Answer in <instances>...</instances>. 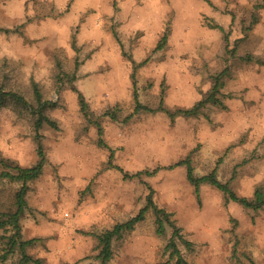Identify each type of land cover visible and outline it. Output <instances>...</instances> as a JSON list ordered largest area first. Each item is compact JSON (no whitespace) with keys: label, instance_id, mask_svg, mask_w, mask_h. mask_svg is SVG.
<instances>
[{"label":"rangeland","instance_id":"obj_1","mask_svg":"<svg viewBox=\"0 0 264 264\" xmlns=\"http://www.w3.org/2000/svg\"><path fill=\"white\" fill-rule=\"evenodd\" d=\"M263 3L116 0L113 6V0H0V27L17 31L0 32V59L9 63L26 94L30 80L37 82L55 103L46 113L58 124L41 129L46 163L26 196L22 233L40 238L29 254L45 264H96L97 241L89 233L136 214L145 203L146 182L155 203L173 213L193 242L192 251L178 243L190 264H264V210L225 203L210 184L200 186L199 203L184 166L139 179L108 165L110 149L111 162L127 173L190 155L195 174L216 167L217 178L229 181L238 195L250 197L264 183V66L256 62L264 59ZM214 24L228 34V43ZM165 30L166 43L155 50ZM57 59L65 73H74V81L62 75L63 84H56ZM225 67L219 95L225 108L207 104L196 116L174 118L140 110L124 120L133 110L134 80L142 104L156 108L162 97L172 111L200 100L211 87V75ZM72 86L101 125L104 145L97 143V127L85 120ZM111 109L115 118L103 115ZM1 156L21 166L36 160L28 119L9 108L0 110ZM17 187L0 182V203ZM153 220L149 210L114 242L109 264H174L164 250L171 228L166 225L165 236H159ZM16 258L6 263L15 264Z\"/></svg>","mask_w":264,"mask_h":264},{"label":"trees","instance_id":"obj_2","mask_svg":"<svg viewBox=\"0 0 264 264\" xmlns=\"http://www.w3.org/2000/svg\"><path fill=\"white\" fill-rule=\"evenodd\" d=\"M116 5V0H113V6ZM261 6H264V3ZM253 22L255 15L252 14ZM251 22V23H253ZM217 27L224 33V40L228 43V34L219 25H212ZM10 33L17 32L16 29H10L7 27H0V32ZM167 30H165L160 37L155 50L162 48L167 40ZM74 46V42L72 43ZM232 51V50H231ZM233 52V51H232ZM244 59L251 60L252 55H245ZM144 62V61H143ZM140 62L139 64H142ZM256 62L264 66V59H256ZM78 60L75 59V70L78 67ZM56 84L61 86L63 84L62 75L68 77L70 82L74 81L75 75H68L63 71L61 63L56 60ZM227 68H223L221 71L211 75V87L208 92L195 104L188 108H176L174 110H168L162 105V97L159 100V104L156 108L149 107L140 102L135 86V80L133 81L132 99L133 110L131 113L124 117V120H128L134 113L145 110L149 112L163 111L170 118L176 116H196L200 114L203 107L207 104L225 108L223 100L219 97L221 95V88L223 86V79L226 76ZM13 69L9 66V63L0 59V110L2 108H9L19 115H24L29 121V130L32 141L34 143L36 160L34 163L28 166H21L15 160L8 157H0V182L8 181L18 183V187L10 194L7 200L0 203V263L7 264V260L16 255L15 264H45L44 259L41 257H35L28 253V248L33 247L40 238L30 237L26 238L22 233L21 219L24 217L26 210L28 209L27 192L29 190V183L37 179L43 172L44 165L46 163V155L43 146V134L41 132L42 127L47 124L50 127L57 129L58 124L56 120L51 118L46 110L49 107L54 106V102L43 94L38 84L33 79L30 80V95L26 94L21 87L13 80ZM134 78V73H132ZM72 89L76 92L78 98V104L81 112L87 123L94 124L97 127L98 141L100 145H104L102 139V128L97 120L91 119V111L88 104L82 95V93L74 86ZM162 94V92H161ZM114 109L106 110L103 115L110 118H115ZM112 150L109 151L108 165L112 168H116L123 173L124 177H136L141 178L142 174L151 175L161 168L172 169L177 166H184L186 169V179L193 186L194 195L197 201L200 203L199 188L202 184H210L220 190L224 195L225 203L228 201H235L244 208H250L254 212L264 210V183L258 184L253 188L252 195L250 197L238 195L230 186L229 181H221L217 178L216 167L205 174L197 175L194 172L192 165V159L190 155L174 161L166 166H157L152 170L137 171L134 173H127L122 168L114 165L111 162ZM220 161L218 159L217 163ZM233 175L231 176V179ZM148 189V193L145 197L144 205L137 211L136 214L129 217L127 220L115 223L112 227L103 230L100 233L92 234L97 241L98 251L94 258L96 264H109L113 256V243L120 241L126 234L131 232L137 223L142 222L146 217V212L149 210L154 216L155 232L159 236H165L166 225L171 228V235L164 245V250L168 251V257L174 259V264H190L182 255L178 243L182 244L186 250H193V242L187 239L176 220L172 217L173 213L166 210L163 207L158 206L153 199V189L150 185L144 182ZM236 252L235 244H233L232 254ZM159 264H166L165 262Z\"/></svg>","mask_w":264,"mask_h":264}]
</instances>
